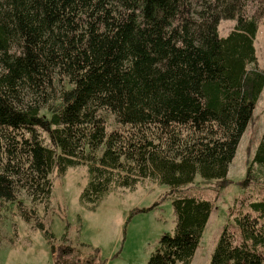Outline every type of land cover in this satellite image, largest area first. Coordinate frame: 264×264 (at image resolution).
I'll list each match as a JSON object with an SVG mask.
<instances>
[{
  "label": "trees",
  "instance_id": "obj_1",
  "mask_svg": "<svg viewBox=\"0 0 264 264\" xmlns=\"http://www.w3.org/2000/svg\"><path fill=\"white\" fill-rule=\"evenodd\" d=\"M262 19L264 0H0V201L51 240L37 207L51 202L55 171L86 167L80 200L93 209L144 181L226 183L264 91ZM223 20L236 22L226 37ZM256 166L264 134L246 183ZM173 206L175 232L149 264H192L214 210L179 193ZM235 223L211 264H264V200L242 203ZM51 249L55 264L73 261Z\"/></svg>",
  "mask_w": 264,
  "mask_h": 264
},
{
  "label": "rangeland",
  "instance_id": "obj_2",
  "mask_svg": "<svg viewBox=\"0 0 264 264\" xmlns=\"http://www.w3.org/2000/svg\"><path fill=\"white\" fill-rule=\"evenodd\" d=\"M252 4L248 10L253 14L256 7ZM260 22L257 58L258 67L264 70V19ZM235 26V21H221L219 35L226 37ZM263 134L264 91L226 183L197 176L193 184L172 191L169 186L144 181L134 190L111 193L93 209L80 200L88 183V169L71 168L64 176L55 171L51 202L37 207L40 221L53 235V247L73 250L70 264L89 258L94 250L99 252L96 264H149L161 237L175 232L173 201L177 194L200 198L212 202L214 210L192 264H211L224 231L237 234L235 217L241 204L264 200V167L256 166L253 180L246 183L248 166ZM19 200L31 206L25 192ZM51 240L34 221L25 222L14 204L0 201V264H55Z\"/></svg>",
  "mask_w": 264,
  "mask_h": 264
},
{
  "label": "crops",
  "instance_id": "obj_3",
  "mask_svg": "<svg viewBox=\"0 0 264 264\" xmlns=\"http://www.w3.org/2000/svg\"><path fill=\"white\" fill-rule=\"evenodd\" d=\"M259 31H260V28H259V30H258V33H257L256 39H255V47H256V51H257V56H259V54H258V46H257V39H258ZM207 226H208V225H207Z\"/></svg>",
  "mask_w": 264,
  "mask_h": 264
}]
</instances>
